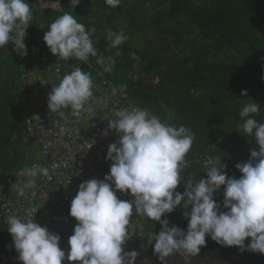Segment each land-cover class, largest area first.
I'll use <instances>...</instances> for the list:
<instances>
[{"label":"clouds","instance_id":"clouds-1","mask_svg":"<svg viewBox=\"0 0 264 264\" xmlns=\"http://www.w3.org/2000/svg\"><path fill=\"white\" fill-rule=\"evenodd\" d=\"M105 2L115 8L121 0ZM79 3L80 0H70L71 8ZM44 6L54 9L57 5L51 0L50 5ZM31 20L28 0H0V47L11 43L18 55H27L23 41ZM95 31V27L86 30L71 13L65 12L50 24L43 41L52 54L63 60L75 58L87 62L90 57H97L104 71L111 72V57L106 60L98 56L91 39ZM107 39L115 48L127 36L123 31L109 29ZM92 88L90 74L75 67L52 87L48 108L52 112L71 108L72 115L79 116L93 97ZM246 94V90L241 92V96ZM260 108L251 100L239 112L243 133L252 136L259 146L258 151H250L247 162L235 165L240 177L227 176L226 165L219 159L210 161L206 178L190 177L187 181L182 172L187 167L185 157L194 141L190 128L162 123L147 109L116 111L115 118L108 120V129L119 134L118 140L108 146L106 158L113 162L109 172L103 180L81 182L70 203L69 215L77 223L68 239L67 260L79 264H134L136 251L122 254V245L130 238L128 225L133 209L136 215L161 224V230L148 233L147 238L162 261L174 251L185 256L197 255L206 244V236L218 244L241 249L250 238L247 249L264 254V123L255 118ZM25 174L33 178L47 177L49 170L34 165L25 169ZM182 182L185 191H174ZM26 186L34 187L35 180ZM221 186H224L222 204L226 211H221V205L213 198ZM14 187L19 194L24 193V186L14 183ZM116 190L128 192L134 199L122 201L117 198ZM177 206H182L183 216L188 220L186 232L176 226L169 227V221L161 219ZM7 232L22 264H62L65 259V251L59 247V235L33 218L7 217Z\"/></svg>","mask_w":264,"mask_h":264},{"label":"trees","instance_id":"trees-1","mask_svg":"<svg viewBox=\"0 0 264 264\" xmlns=\"http://www.w3.org/2000/svg\"><path fill=\"white\" fill-rule=\"evenodd\" d=\"M54 2L55 9H43L38 0H28L32 20L26 33L39 25L47 31L65 12L86 30L95 27L91 39L98 56L106 60L111 57L112 71H104L97 57L87 62L69 58V63L95 80H109L122 93L124 102L147 109L162 123L192 130L194 141L185 157L188 163L182 172L184 181L206 178L211 166L201 164L206 155L212 161L220 159L226 165L227 176L240 177L235 165L247 162L251 150H259L254 138L240 127L243 105L251 100L259 104L255 118L264 123V0H121L115 8L105 0H80L74 8L70 0ZM146 21L163 42L138 49L133 38ZM109 29L123 31L127 40L111 47ZM26 66L27 58L18 55L11 43L0 47V187L9 185L32 159L33 143L26 133L28 114L20 104ZM245 90L246 96H241ZM174 191L183 193L184 183ZM223 191L221 186L213 198L221 205L220 210L226 211ZM183 211L177 206L161 219L166 218L169 227L186 232L188 220ZM143 220L142 243L149 253L157 254L147 234L158 233L161 224L146 217ZM238 248L218 244L206 236V244L198 254L229 255ZM5 250L18 258L13 243L5 244Z\"/></svg>","mask_w":264,"mask_h":264},{"label":"built area","instance_id":"built-area-1","mask_svg":"<svg viewBox=\"0 0 264 264\" xmlns=\"http://www.w3.org/2000/svg\"><path fill=\"white\" fill-rule=\"evenodd\" d=\"M38 2L41 8L52 9L44 6L50 5L51 1ZM44 33V26L39 25L25 35L23 42L27 51V66L22 75L20 104L28 114L26 133L34 145L32 159L34 157L42 162L48 168L49 175L42 176L34 187L22 183L25 169L36 166L31 161L18 171L9 185L0 187V264H13L19 260L5 250V244L13 243L7 232L9 216L33 218L34 222L59 235V247L62 250H69L68 239L77 223L69 215L70 203L79 184L90 179L103 180L113 163L106 158L107 150L110 144L118 140L119 134L114 129H108V120L115 118L118 110L138 108L130 102H124L122 93L109 80L102 78L98 81L91 77L93 97L79 116L72 115L71 108L50 111L48 94L62 76L75 66L50 52L43 41ZM210 161L212 158L206 155L201 164L208 167ZM14 183L24 186L22 195ZM108 183L111 184V181ZM115 194L122 201L134 199L128 192L116 190ZM128 232L130 238L122 245L123 252H148L147 246L142 243L143 216L136 215L134 209L129 218Z\"/></svg>","mask_w":264,"mask_h":264},{"label":"water","instance_id":"water-1","mask_svg":"<svg viewBox=\"0 0 264 264\" xmlns=\"http://www.w3.org/2000/svg\"><path fill=\"white\" fill-rule=\"evenodd\" d=\"M250 242L248 238L245 243V248H238L229 255H213L207 252L205 255L197 254L194 256H185L182 252L174 251L164 260L159 259V254H151L149 252H137L134 264H264V254L254 252L247 249V244ZM65 251V259L62 264H79L78 261L69 262ZM127 253L123 252L122 254ZM13 264H22V261L17 260Z\"/></svg>","mask_w":264,"mask_h":264},{"label":"rangeland","instance_id":"rangeland-1","mask_svg":"<svg viewBox=\"0 0 264 264\" xmlns=\"http://www.w3.org/2000/svg\"><path fill=\"white\" fill-rule=\"evenodd\" d=\"M202 1L203 0H195V2H197V3L202 2ZM145 8L148 9V6H146ZM170 24H173V23H170ZM148 26H149V23H148V21H146L143 25H141L139 27V31L135 32V35L133 38V44L138 49L149 48L150 46L156 45V44L161 45L163 42V37L161 35H159L158 33H156V31H154L151 27H148ZM25 57H27V55H25ZM27 139L31 140L28 136H27ZM31 143H32V141H30V144ZM31 145H29V149H30ZM32 148H33L32 149V151H33L34 145ZM31 161L35 162L36 166L44 167V164L42 162H38L36 160V158H34V157H33V159H31ZM28 168H31V167L28 166ZM41 177H42V175H37L36 177L33 178V177H28L26 174H24L23 177L21 178V181H22V183L28 184L30 180L34 179L35 183H37V181Z\"/></svg>","mask_w":264,"mask_h":264}]
</instances>
